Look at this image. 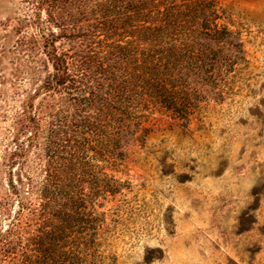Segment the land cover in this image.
Instances as JSON below:
<instances>
[{"label": "rangeland", "instance_id": "obj_1", "mask_svg": "<svg viewBox=\"0 0 264 264\" xmlns=\"http://www.w3.org/2000/svg\"><path fill=\"white\" fill-rule=\"evenodd\" d=\"M220 4L241 56L224 53L232 63L191 78L188 121L151 113L122 156L90 168L96 184L84 213L95 229L75 241L88 264H264V0ZM41 24L28 0H0V231L14 224V241H25L34 221L20 210L7 159L17 117L48 73L39 41L19 40ZM50 102L42 92L34 99L44 111Z\"/></svg>", "mask_w": 264, "mask_h": 264}, {"label": "trees", "instance_id": "obj_2", "mask_svg": "<svg viewBox=\"0 0 264 264\" xmlns=\"http://www.w3.org/2000/svg\"><path fill=\"white\" fill-rule=\"evenodd\" d=\"M28 1L41 32L19 44L39 41L48 73L17 117L7 160L34 227L25 241H14V224L0 231V264H88L75 241L95 229L84 213L90 168L122 156L151 113L188 121L191 78L232 63L223 54L241 56L242 43L220 0ZM41 92L51 99L45 111L34 105Z\"/></svg>", "mask_w": 264, "mask_h": 264}]
</instances>
